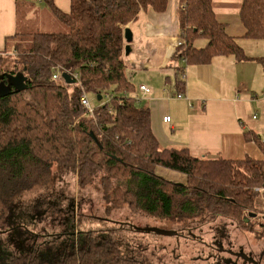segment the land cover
I'll list each match as a JSON object with an SVG mask.
<instances>
[{"label": "trees", "instance_id": "1", "mask_svg": "<svg viewBox=\"0 0 264 264\" xmlns=\"http://www.w3.org/2000/svg\"><path fill=\"white\" fill-rule=\"evenodd\" d=\"M43 1L68 31L17 32L11 36L16 40L13 55L0 52V226L19 215L26 193L69 170L80 188L99 179L98 197L107 216L129 210L199 230L193 223L217 222L216 244L229 239L228 222L264 237V141L246 133L257 142L261 158L196 156L188 147H162L149 106L139 105L141 99L133 95L125 28L149 7L166 11L169 0H70L69 12L53 0ZM178 17L182 42L175 60L200 64L219 55L249 58L217 19L213 0H181ZM240 18L245 37L264 40V0H242ZM200 36L208 39L204 48L194 46ZM57 70L79 79L57 83L52 79ZM184 73L180 69L181 81ZM16 75L25 77L20 87L10 79ZM84 92L102 95L92 112L81 101ZM159 166L184 174L186 182L160 176ZM49 199L51 205L59 201L54 194ZM92 201L83 196L75 206L93 209ZM28 216L17 217L22 224L19 248L0 245L7 264H143L123 248L127 230L135 225L127 218L110 217L103 227L87 230H80L78 219L74 230L66 227L62 236L55 230L32 233L30 242L20 229L29 232ZM52 220L58 223V218Z\"/></svg>", "mask_w": 264, "mask_h": 264}, {"label": "crops", "instance_id": "2", "mask_svg": "<svg viewBox=\"0 0 264 264\" xmlns=\"http://www.w3.org/2000/svg\"><path fill=\"white\" fill-rule=\"evenodd\" d=\"M38 1L49 8L43 0ZM53 2L62 11H70V0ZM18 3L19 0H0V52L5 50L7 38L18 32ZM241 3L242 0H213V7L226 32L237 38L249 57L244 60L234 55L215 56L200 64L175 60L177 41L181 39L178 17L181 0H169L164 12L151 7L142 10L128 24L133 41L125 60L132 69L133 95L149 106L152 128L162 147H188L196 156L241 159L249 156V152H257V142L248 140L247 132L264 141V106L263 119L258 122L244 123L240 116V106L251 100L249 94L264 102V40L252 41L244 36ZM207 43L208 39L200 36L194 46L204 48ZM137 67L144 71L137 73ZM180 69L185 71L183 81ZM142 84L151 91L142 90ZM180 91L184 98L177 96ZM237 92L243 96L235 98ZM165 116L171 120L165 121Z\"/></svg>", "mask_w": 264, "mask_h": 264}, {"label": "rangeland", "instance_id": "3", "mask_svg": "<svg viewBox=\"0 0 264 264\" xmlns=\"http://www.w3.org/2000/svg\"><path fill=\"white\" fill-rule=\"evenodd\" d=\"M31 2V4H30ZM17 26L18 32L29 33L36 31L43 32H67L68 27L60 21L52 11L43 3L38 0H19L18 3V13H17ZM26 38L24 44L29 46L31 44L30 39ZM252 41H257L252 39ZM16 40L12 37H8L6 41V49L3 53H10L14 47ZM14 52H11L13 55ZM10 55V56H12ZM126 59V55H125ZM137 73H142L144 69L137 67ZM171 93L174 92L173 88L166 87ZM87 93V92H86ZM87 96L90 99V103L93 107L98 106L101 100H98L96 94L93 92H88ZM243 94L238 92L235 94V98L242 97ZM249 94L248 98H251L248 103L243 107L240 106L241 120L244 123H255L263 119L262 108L264 102L258 101ZM259 97L262 93H259ZM257 96V97H258ZM264 96V95H263ZM261 102V103H260ZM139 105H145L144 101L137 102ZM256 115L257 118H253ZM251 128V127H249ZM262 138L264 137V130H262ZM257 152H249V156L255 158H261V150L256 144ZM53 170H58V167L53 166ZM65 172H57L56 174L49 177L43 186L37 187L34 190L26 193L22 201L25 204L24 208L20 210L19 215H29L28 219L24 218L28 226L26 232L23 227L20 228L26 235V238L32 242L35 237L34 234L41 235L42 232L51 234L52 231H56V236L66 230L68 227L71 230L75 228L76 220L80 219L79 228L80 230L87 229H99L105 225L108 218H121L128 219L135 223L132 224V231L127 230L130 233L126 234V243L123 245L125 253L129 255H136L141 263L143 264H245L241 257L237 256L235 253H240L243 249L244 253L250 254L252 251L254 254L252 256L257 257L264 248V237H259L250 232L246 226H238L235 224H230L228 222L227 232H229V239L218 246L213 242V237L215 236L217 222H197L193 223L195 226L198 225L201 228L196 229H181L182 223L176 221H160L154 217H147L145 215H132L128 210L124 211L125 214L121 215V211H113L111 215L107 216L104 211L105 206L100 201L98 195L100 192L97 188H100L99 179L96 180L94 184L87 185V187L80 188L76 180L75 175L71 174L69 170H64ZM157 174L160 176L172 180L176 183L186 182V177L184 174L177 173L172 170H168L163 167H157ZM50 176V175H49ZM184 180V181H183ZM54 194L59 201L57 204L51 205L49 194ZM91 195V196H89ZM85 196L93 200V209H90L89 205L82 204V208L75 206L77 199ZM260 200L264 203V198ZM264 205V204H263ZM26 209V211H24ZM33 211V213H32ZM96 215H93V212ZM78 214V215H77ZM18 215V214H17ZM18 215V216H19ZM15 215L11 216L13 218L4 225L0 226V245L7 243L8 247L12 250L19 248L17 239L20 238V233L17 230L22 224ZM69 217L70 221H64ZM53 218H58V223H56ZM255 219V218H253ZM258 219L253 220L257 225ZM25 222V223H26ZM63 223H67L62 224ZM24 226V225H23ZM193 226V225H191ZM25 227V226H24ZM152 227L154 230H143L137 229ZM258 227V226H257ZM156 229L161 230L160 232ZM176 230V231H175ZM31 232V233H30ZM176 233L177 236L175 235ZM53 234V233H52ZM179 235V236H178ZM196 235L198 237H196ZM15 236V237H14ZM261 239V240H259ZM25 240V239H24ZM203 241V242H202ZM211 244V247L209 244ZM222 248V249H221ZM229 248L230 251L225 250ZM215 255V256H214ZM221 256L223 259L215 260V257ZM225 259L229 260V262ZM0 264H7V257L2 253L0 249Z\"/></svg>", "mask_w": 264, "mask_h": 264}, {"label": "water", "instance_id": "4", "mask_svg": "<svg viewBox=\"0 0 264 264\" xmlns=\"http://www.w3.org/2000/svg\"><path fill=\"white\" fill-rule=\"evenodd\" d=\"M124 37H125V40H126V46H125V54L126 55H129L130 52H131V42L133 41V32L132 30L127 26L125 28V31H124ZM62 76L63 78L65 79V81L67 83H74V79L72 78L71 74L67 71L63 72L62 73ZM10 79L12 81H14L18 87L22 86L23 85V82L25 80V77H22L21 75H16V76H11ZM102 99V95H98V100H101ZM137 229H143V228H139V227H136ZM143 230H147V231H151V230H154V228L152 227H145ZM157 231H161L159 229H156Z\"/></svg>", "mask_w": 264, "mask_h": 264}, {"label": "built area", "instance_id": "5", "mask_svg": "<svg viewBox=\"0 0 264 264\" xmlns=\"http://www.w3.org/2000/svg\"><path fill=\"white\" fill-rule=\"evenodd\" d=\"M181 42H182V40H181V41L178 40V41H177V45H180ZM62 73H63L62 70H57V71H55V72L53 73L52 79H53L55 82H57V83H67V82L65 81V79L63 78ZM70 74H71V73H70ZM71 76H72L73 79H74V78H75V79H79V77H78L77 74H71ZM140 88H141L142 90L146 91V92L151 91V89H150L147 85H144V84L140 85ZM177 96H178L179 98H184V97H185L184 94H182V93L177 94ZM109 97H110V95L107 94L106 98L108 99ZM81 101H82V103L85 105V107L87 108V110H88L89 112H92V111H93V106L91 105V103H90V99H89V97L87 96V93H86V92L83 93L82 98H81ZM164 120H165V121H170V120H171V117H170V116H165V117H164ZM257 190H259V189H257ZM263 190H264V189H263Z\"/></svg>", "mask_w": 264, "mask_h": 264}, {"label": "flooded vegetation", "instance_id": "6", "mask_svg": "<svg viewBox=\"0 0 264 264\" xmlns=\"http://www.w3.org/2000/svg\"><path fill=\"white\" fill-rule=\"evenodd\" d=\"M259 240H261V239H259ZM203 242V241H202ZM207 244H209V243H207ZM222 245V243L221 244H218V246H221ZM209 246L211 247V244H209ZM222 249V248H221ZM225 250H228L229 252H234V251H230L229 250V248L228 249H226L225 248ZM237 256H239V257H241L243 260V262L245 263V264H264V248H263V250L261 251V253L258 255V259L259 260H257V257H254V256H252L254 253L252 252V251H250V254H248V253H244V250L242 249L241 251H240V253H235ZM252 254V255H251ZM215 256V255H214ZM217 259H223L221 256H217L216 255V257H215V260H217ZM227 259H225V261H226ZM228 262H229V260H227ZM235 264H238V263H235Z\"/></svg>", "mask_w": 264, "mask_h": 264}]
</instances>
